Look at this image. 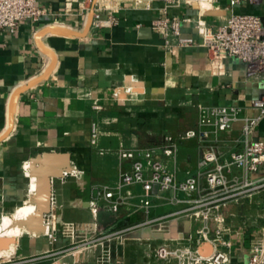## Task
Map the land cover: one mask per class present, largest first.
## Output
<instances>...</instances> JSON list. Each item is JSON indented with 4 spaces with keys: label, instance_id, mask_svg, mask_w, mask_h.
<instances>
[{
    "label": "crops",
    "instance_id": "crops-1",
    "mask_svg": "<svg viewBox=\"0 0 264 264\" xmlns=\"http://www.w3.org/2000/svg\"><path fill=\"white\" fill-rule=\"evenodd\" d=\"M39 4L46 10L39 21H22L14 31L0 28V220L33 200L29 166L37 156L68 155L72 168L84 175L53 180L51 217L59 232L57 240L51 243L43 234L26 230L14 244L20 258L69 245L60 233L64 223L89 222L88 203L95 188L114 186L122 173L131 170V162L120 157V150L160 145L167 136L197 129L199 112L191 102L245 106L262 94L261 85L247 78L240 61L227 60L225 76H216L198 41L168 53L152 24L165 15L178 17L184 34L198 40L199 20L217 27L233 12L259 15L264 25V0L235 7L230 0L212 5L211 0H202L204 12L184 3L167 8L165 0H39ZM98 5L103 10L101 25L94 20ZM211 10L217 14H205ZM113 17L118 19L116 24L111 23ZM116 88L121 91L118 96ZM256 137L264 141V121ZM201 148L198 140L181 143L182 175L196 169ZM220 149L227 154L231 150ZM171 198V193H165L155 199L149 214L122 205L117 221L101 229L136 227L139 256L134 259L132 247L126 246L119 264H176L147 258L144 241L185 239L187 234L197 238L203 222L192 212L176 213L184 204ZM262 201L264 193L220 211L223 226L230 229L232 264H248L252 240L264 235L263 226L244 221L250 217L245 213L251 208L256 212L255 203ZM149 218L158 220L147 224ZM212 228L214 237L216 223ZM95 250L75 257H43L34 264H97Z\"/></svg>",
    "mask_w": 264,
    "mask_h": 264
},
{
    "label": "built area",
    "instance_id": "built-area-1",
    "mask_svg": "<svg viewBox=\"0 0 264 264\" xmlns=\"http://www.w3.org/2000/svg\"><path fill=\"white\" fill-rule=\"evenodd\" d=\"M200 1L165 0L167 8L179 7L183 3L198 4L200 11L204 12ZM214 1L218 0H211V5ZM243 2L253 4L257 0H230V5L235 7ZM102 12L99 5L94 8V20L99 25L102 24ZM45 14L39 0H0L2 29L14 31L22 21L37 22ZM182 21L168 15L153 21L152 27L161 35L168 53H178L193 47L198 41L207 51L214 75L225 76L226 61L236 59L246 66L247 78L261 85L262 94L245 106L191 102L190 105L196 106L199 112L197 129L178 137L167 136L160 145L119 151L123 160L131 162V170L122 173L116 185L95 188L88 203L89 222L64 223L60 233L69 240L66 248L29 258L18 257L15 249L10 251V247L0 248V264H34L43 257H75L97 247V264H119L121 257L112 245L121 233H131L136 227L101 231L97 222L99 209L118 212L122 205H127L144 209L149 214L154 200L165 193H171V201L184 204V208L176 213L192 212L204 226L198 231L197 238L187 234L185 239H146L143 243L145 256L176 264H232V243L228 239L230 229L223 226L224 218H221L220 211L230 203L252 200L264 193V141L256 137V131L264 121V25L259 15L233 12L225 23L217 27L199 20L196 26L199 39L196 40L193 35L184 34ZM117 22V18L111 19V23ZM120 93L116 88L114 94L118 96ZM97 133L95 127L93 136ZM189 140L202 143L201 157L195 170L182 175L179 150L181 143ZM221 146H228L231 150L227 154L220 149ZM83 175L84 171L77 167L64 172V177L80 179ZM137 185L141 187L140 191ZM52 220L50 212L45 216L44 226L48 231L43 235L54 243L59 232L53 227ZM157 220L149 218L147 224ZM213 223L217 225L214 237L211 236ZM80 236H83V242L79 241ZM248 264H264V235L252 240Z\"/></svg>",
    "mask_w": 264,
    "mask_h": 264
},
{
    "label": "water",
    "instance_id": "water-1",
    "mask_svg": "<svg viewBox=\"0 0 264 264\" xmlns=\"http://www.w3.org/2000/svg\"><path fill=\"white\" fill-rule=\"evenodd\" d=\"M199 9L198 4H194ZM206 15H215L217 11H207ZM91 24V23H89ZM91 26V25H89ZM71 159L65 154L46 153L34 158L30 163V176L36 178L37 186L33 201L36 205V213L23 223V227L29 233L44 232L45 216L52 208V183L54 179L64 177V172L71 170ZM117 221V213L111 209L100 208L97 214V222L102 228H107ZM12 243L9 237L0 238V248H7Z\"/></svg>",
    "mask_w": 264,
    "mask_h": 264
},
{
    "label": "bare ground",
    "instance_id": "bare-ground-1",
    "mask_svg": "<svg viewBox=\"0 0 264 264\" xmlns=\"http://www.w3.org/2000/svg\"><path fill=\"white\" fill-rule=\"evenodd\" d=\"M30 167V166H29ZM28 168V167H27ZM26 168V169H27ZM36 178L32 177V185H31V195L34 199L35 191H36ZM36 213V205L35 202L31 199L25 204L19 206L15 212L10 215L4 216L0 220V235L3 237H9L12 239V243L10 246V251L15 249V242L17 238L26 232V229L23 227V223L27 221L30 216L35 215ZM48 231V227L44 226V232L35 233V235H40L46 233Z\"/></svg>",
    "mask_w": 264,
    "mask_h": 264
},
{
    "label": "rangeland",
    "instance_id": "rangeland-1",
    "mask_svg": "<svg viewBox=\"0 0 264 264\" xmlns=\"http://www.w3.org/2000/svg\"><path fill=\"white\" fill-rule=\"evenodd\" d=\"M255 206H257L256 212H254V209L250 207L251 209L247 211L248 213L247 212L245 213L246 215H249L250 217H247L244 221H247V223H250V221H254V223L257 226L264 227V201L255 203ZM124 225H119V227L120 226L123 227ZM119 227L110 228L108 232L115 231L117 229H124V228H119ZM135 237H136L135 231L128 233V234L121 233L119 239L116 240L115 244L112 245V248L114 249V251L117 253L118 256H122V254L124 253L125 247L130 246L132 247V257H134L135 259V256H139V255H136L138 254V251H139V250L138 251L136 250L137 244L139 241L136 240ZM79 239H80L79 240L80 242L84 241L83 236H80ZM95 252L98 256V253H99L98 247L96 248ZM84 253L85 252H83V254Z\"/></svg>",
    "mask_w": 264,
    "mask_h": 264
}]
</instances>
